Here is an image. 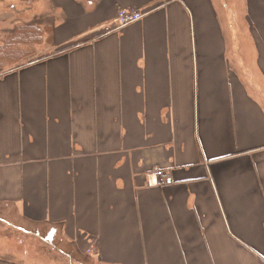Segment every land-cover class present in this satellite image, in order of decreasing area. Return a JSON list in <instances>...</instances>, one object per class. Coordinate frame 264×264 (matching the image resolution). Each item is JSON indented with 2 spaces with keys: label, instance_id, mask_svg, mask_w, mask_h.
I'll return each instance as SVG.
<instances>
[{
  "label": "crops",
  "instance_id": "obj_1",
  "mask_svg": "<svg viewBox=\"0 0 264 264\" xmlns=\"http://www.w3.org/2000/svg\"><path fill=\"white\" fill-rule=\"evenodd\" d=\"M0 5L34 46L0 70V264L47 229L88 264H264V0Z\"/></svg>",
  "mask_w": 264,
  "mask_h": 264
},
{
  "label": "rangeland",
  "instance_id": "obj_2",
  "mask_svg": "<svg viewBox=\"0 0 264 264\" xmlns=\"http://www.w3.org/2000/svg\"><path fill=\"white\" fill-rule=\"evenodd\" d=\"M11 7L14 9L17 7L21 8L17 3H10V8ZM5 8L6 5H0V15L6 13V11H4ZM2 18L3 17L0 16V28L1 26L6 28L7 24L2 20ZM9 19L10 23L17 21V18L15 17H10ZM12 36L13 34L1 31L0 29V65L5 63L7 59L15 58L24 52L34 50V46L32 45V36H29V39L25 40H21L22 38H19L20 42L14 41L12 45L6 46L5 44L8 41L7 39ZM21 41L30 42L21 43ZM4 229L0 224V230L4 231H7V229L11 231L13 227L7 226V228ZM15 235V243L19 247L27 248L28 253L31 254L30 256L33 257V259L39 264H88V262H90L88 259L94 258L92 257V252L90 250H83L75 245L74 247H72L70 244L69 246L65 245V242L61 240L59 233L54 229H47L43 230L42 232L28 231L27 234L24 235L25 237L20 234Z\"/></svg>",
  "mask_w": 264,
  "mask_h": 264
},
{
  "label": "built area",
  "instance_id": "obj_3",
  "mask_svg": "<svg viewBox=\"0 0 264 264\" xmlns=\"http://www.w3.org/2000/svg\"><path fill=\"white\" fill-rule=\"evenodd\" d=\"M143 15L144 13L139 9H121L110 22L104 25L103 29L105 32L118 30L126 24L140 20ZM154 174L160 176L161 172L155 171L152 175Z\"/></svg>",
  "mask_w": 264,
  "mask_h": 264
},
{
  "label": "trees",
  "instance_id": "obj_4",
  "mask_svg": "<svg viewBox=\"0 0 264 264\" xmlns=\"http://www.w3.org/2000/svg\"><path fill=\"white\" fill-rule=\"evenodd\" d=\"M18 30H20V29H18ZM18 30H16L17 32H16V34H15V36L13 37H9L7 40V42H6V46H10V45H12V43L15 41V42H20V40H19V38H25L27 35H31L30 33L29 34H27L24 30H22V32H21V34H20V37H19V33H18ZM24 43H25V41H24ZM9 61V59H7L6 60V62L5 63H3V64H1L0 65V70L1 69H3V67H5L6 66V63Z\"/></svg>",
  "mask_w": 264,
  "mask_h": 264
}]
</instances>
